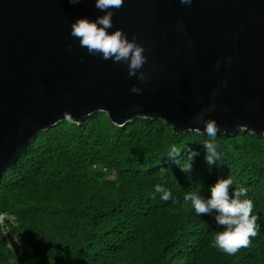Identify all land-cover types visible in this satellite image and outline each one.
I'll return each mask as SVG.
<instances>
[{
    "label": "trees",
    "instance_id": "1",
    "mask_svg": "<svg viewBox=\"0 0 264 264\" xmlns=\"http://www.w3.org/2000/svg\"><path fill=\"white\" fill-rule=\"evenodd\" d=\"M206 139L175 133L162 120L118 127L103 112L39 132L0 181V264H264V136H217L222 158L211 169ZM170 144L180 149V164L188 151L199 152L191 173L168 158ZM229 174L233 187L248 189L259 225L234 255L211 246L223 230L213 216L183 203L186 192L207 197ZM156 184L172 199L162 201Z\"/></svg>",
    "mask_w": 264,
    "mask_h": 264
},
{
    "label": "water",
    "instance_id": "2",
    "mask_svg": "<svg viewBox=\"0 0 264 264\" xmlns=\"http://www.w3.org/2000/svg\"><path fill=\"white\" fill-rule=\"evenodd\" d=\"M103 14L95 0H0V181L39 132L98 112L118 127L146 118L186 133L203 131L193 118L215 105L206 118L217 121V136L241 124L264 136V0H125L109 31L135 34L150 50L146 84L70 36L77 18Z\"/></svg>",
    "mask_w": 264,
    "mask_h": 264
},
{
    "label": "clouds",
    "instance_id": "3",
    "mask_svg": "<svg viewBox=\"0 0 264 264\" xmlns=\"http://www.w3.org/2000/svg\"><path fill=\"white\" fill-rule=\"evenodd\" d=\"M182 5L190 6L193 0H179ZM70 4H78L80 0H69ZM125 0H95V7L104 14L98 16L95 20L87 17L77 18L71 23L70 36L75 37L79 41V46L85 48L90 56H99L103 60H111L113 63H123L127 66L128 76L135 77L140 84L150 82V76L143 71V66L147 62L146 52L150 50L144 45L137 42L135 34L129 39L128 35L122 29L113 28L114 9L123 6ZM178 29L183 31V23L178 22ZM71 49L72 45L67 46ZM231 58H229L230 62ZM223 61L218 60L215 67L219 69ZM227 80L221 82L220 87L226 88ZM132 93L137 95L143 92V88L133 85L130 89ZM217 92H213L212 98L215 99ZM215 110V105L204 108L194 118L195 124H202L203 131L199 127L189 128L188 131L203 133L206 139L203 142L205 150L204 161L211 169L218 166L217 162L221 160L222 153L218 150L215 143L217 133L223 134L215 119L206 118L207 114ZM91 115V113H88ZM65 116L67 114L65 113ZM247 125H239L238 131H244ZM199 155L196 150L187 152L184 163L180 164L177 159L181 156L180 149L176 144H170L167 156L184 173H191L193 161ZM234 181L229 174L226 178H218L216 182L209 187L207 197H203L197 191L186 192L183 196L184 206L189 205L195 214L201 216H213L216 224L222 226V231L213 233L211 246L217 248L227 255L236 254L241 248H247L250 244V238L255 237L259 231L257 224L258 217L253 214V201L247 198L248 189L244 186L233 187ZM231 188V191H230ZM154 192L160 193L162 201L172 199V193L161 184L154 185Z\"/></svg>",
    "mask_w": 264,
    "mask_h": 264
},
{
    "label": "built area",
    "instance_id": "4",
    "mask_svg": "<svg viewBox=\"0 0 264 264\" xmlns=\"http://www.w3.org/2000/svg\"><path fill=\"white\" fill-rule=\"evenodd\" d=\"M109 177H110V178H113V177H114V174H111ZM5 218H6L5 214H1V215H0V223H1V224L4 223ZM9 221H10V222H13V220H12L11 218L9 219ZM7 229L9 230V227H7ZM12 238H13L14 241H16L17 243H19V237H18L17 234H16V235L13 234Z\"/></svg>",
    "mask_w": 264,
    "mask_h": 264
},
{
    "label": "rangeland",
    "instance_id": "5",
    "mask_svg": "<svg viewBox=\"0 0 264 264\" xmlns=\"http://www.w3.org/2000/svg\"><path fill=\"white\" fill-rule=\"evenodd\" d=\"M110 176V175H109ZM114 178V177H113Z\"/></svg>",
    "mask_w": 264,
    "mask_h": 264
}]
</instances>
